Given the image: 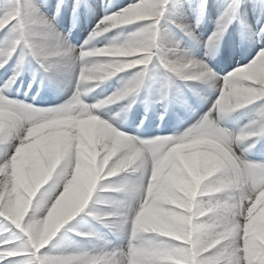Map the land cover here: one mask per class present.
Instances as JSON below:
<instances>
[{
    "label": "snow or ice",
    "instance_id": "6c2138e0",
    "mask_svg": "<svg viewBox=\"0 0 264 264\" xmlns=\"http://www.w3.org/2000/svg\"><path fill=\"white\" fill-rule=\"evenodd\" d=\"M172 5L134 0L102 17L77 48L35 0H0V69L16 60L0 85V264H264V162L248 159L264 140V47L247 65L220 76L178 35L202 44L207 57L237 21L249 42L264 45V25L247 24L245 0H228L217 29L201 41L198 25L182 18L181 0H175L179 15ZM82 7L91 8L74 0V16ZM127 25L137 29L127 42L91 45ZM33 61V83L41 75L53 84L60 75L74 82L65 104L40 109L10 98ZM125 70L133 72L120 89L84 102L101 83L92 77L103 75L104 82ZM156 72L164 78L159 99L165 106L177 80L189 87L214 81L218 96L175 136L141 139L96 114L112 100L138 94ZM247 106L252 111L243 128L221 126ZM85 209L115 239L70 229L89 246L49 249Z\"/></svg>",
    "mask_w": 264,
    "mask_h": 264
},
{
    "label": "bare ground",
    "instance_id": "6f19581e",
    "mask_svg": "<svg viewBox=\"0 0 264 264\" xmlns=\"http://www.w3.org/2000/svg\"><path fill=\"white\" fill-rule=\"evenodd\" d=\"M35 2L42 5L41 11L45 16L56 17L57 30L66 35L72 45L79 48L89 40L90 34L102 17L107 13L118 11L134 0H86L91 8L82 7L76 16H74L72 8L74 0H35ZM227 2L228 0H181L182 18H185L189 24L198 25L196 34L201 41H206L217 29L218 19ZM171 7L174 14H180L175 11V0ZM241 11L247 24L257 28L264 25V0H245L244 8ZM136 30L134 25L121 26L95 38L91 41V45L100 47L114 43L123 44L127 42L131 32ZM75 34H77L76 37ZM178 35L184 39L186 48L190 49L197 58H205L210 68L220 76L230 74L236 68L247 65L260 47H264V45L251 43L245 38L243 25L239 21L232 25L218 48L207 57L203 55L206 49L202 44L183 37L182 33H178ZM223 49L225 56L222 58L225 60L222 65L219 55ZM15 65L14 58L5 68L0 69V85L12 76ZM229 65L230 69L224 70ZM37 67L35 61L26 66L23 74L13 86L9 94L10 98L32 104L40 109L55 108L65 104L75 92V85L71 78L60 75L57 78L58 83L53 84L52 81L41 75L37 76L33 83L34 71ZM8 72L10 74L6 75ZM132 72L133 70H125V73L117 74V76L101 82L99 87L87 93L82 99L91 105L110 96L122 87V83H126V80L131 78ZM121 77H125L123 82ZM30 84L31 90H29ZM214 85V81H200L189 87L183 81L177 80L174 88L170 90L169 101L165 106L159 99L164 88V78L156 72L146 81L138 94L130 95L123 101L98 109L96 114H100L102 119H106L118 130L141 139L175 136L182 134L209 110L211 103L218 96V89ZM16 89H20L23 94L16 93ZM45 91L47 96L44 94ZM52 96L57 97L56 101L62 100L53 104L52 101L55 99ZM185 101L187 105L191 106V110L186 107ZM251 111V106L235 110L223 119L221 126L239 131L249 122ZM248 159L253 162H264V140L257 143L255 148L248 153ZM100 207L105 206L101 205ZM86 212L87 209L69 221L47 247L55 252L73 244L82 247L89 246L88 241L77 236L75 231H70V229H92L104 233L109 240L115 239L113 233L92 217L86 216Z\"/></svg>",
    "mask_w": 264,
    "mask_h": 264
},
{
    "label": "clouds",
    "instance_id": "9594fccd",
    "mask_svg": "<svg viewBox=\"0 0 264 264\" xmlns=\"http://www.w3.org/2000/svg\"><path fill=\"white\" fill-rule=\"evenodd\" d=\"M92 79L93 80H100L101 82H103V80L105 79V77L103 76V75H99V76H94V77H92ZM120 99H123V97L122 98H120ZM119 100H112V101H110V103L111 104H115V103H117ZM109 104H105V106H108Z\"/></svg>",
    "mask_w": 264,
    "mask_h": 264
}]
</instances>
